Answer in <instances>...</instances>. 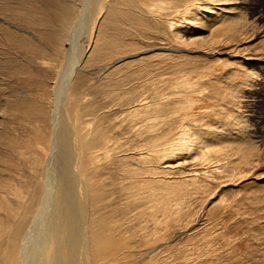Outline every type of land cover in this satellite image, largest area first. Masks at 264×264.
<instances>
[{
	"label": "rangeland",
	"instance_id": "rangeland-1",
	"mask_svg": "<svg viewBox=\"0 0 264 264\" xmlns=\"http://www.w3.org/2000/svg\"><path fill=\"white\" fill-rule=\"evenodd\" d=\"M65 124L78 264H264V0H0V264L62 262Z\"/></svg>",
	"mask_w": 264,
	"mask_h": 264
},
{
	"label": "bare ground",
	"instance_id": "bare-ground-1",
	"mask_svg": "<svg viewBox=\"0 0 264 264\" xmlns=\"http://www.w3.org/2000/svg\"><path fill=\"white\" fill-rule=\"evenodd\" d=\"M63 127L64 129L61 136L63 142L62 149L67 159L65 164V170L66 173L68 174L69 186L63 185L58 193V200L60 202L61 211L58 219L59 225L56 227V232L62 233L64 235L62 241L59 242V251L61 250L62 262H60L58 258H55L51 264H78L77 253H80L81 249L85 245V243L78 241L83 218L78 209V205L74 203L75 200L77 199L76 198L77 194L73 183V179H74L72 175L73 172L69 164L70 158L73 157L72 156L73 132L72 129L69 128L67 124H65ZM54 204H55V200H54ZM67 214L69 215L68 217ZM53 217H52L53 220H57V216L55 214L53 215ZM2 228L3 226L0 225V233Z\"/></svg>",
	"mask_w": 264,
	"mask_h": 264
}]
</instances>
